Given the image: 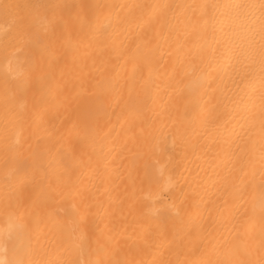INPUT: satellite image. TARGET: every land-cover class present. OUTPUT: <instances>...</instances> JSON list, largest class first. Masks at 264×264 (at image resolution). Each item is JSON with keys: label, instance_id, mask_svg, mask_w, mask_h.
Listing matches in <instances>:
<instances>
[{"label": "bare ground", "instance_id": "1", "mask_svg": "<svg viewBox=\"0 0 264 264\" xmlns=\"http://www.w3.org/2000/svg\"><path fill=\"white\" fill-rule=\"evenodd\" d=\"M0 264H264V0H0Z\"/></svg>", "mask_w": 264, "mask_h": 264}]
</instances>
